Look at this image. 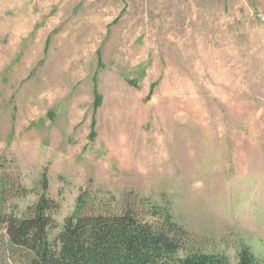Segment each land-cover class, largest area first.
Instances as JSON below:
<instances>
[{"label":"rangeland","instance_id":"rangeland-1","mask_svg":"<svg viewBox=\"0 0 264 264\" xmlns=\"http://www.w3.org/2000/svg\"><path fill=\"white\" fill-rule=\"evenodd\" d=\"M44 176L52 242L88 192L264 263V0H0L3 214ZM28 259L0 222V264Z\"/></svg>","mask_w":264,"mask_h":264},{"label":"trees","instance_id":"trees-1","mask_svg":"<svg viewBox=\"0 0 264 264\" xmlns=\"http://www.w3.org/2000/svg\"><path fill=\"white\" fill-rule=\"evenodd\" d=\"M6 186V180L0 179V203ZM42 190L29 216L17 218L0 210L10 244L24 251L28 264H230L224 255L189 251L191 235L171 222L167 212L155 207L150 219L130 211L102 212L95 207L96 197L88 201V192L80 194L74 214L52 242L49 235L57 227L52 213L58 205L45 194L46 176ZM238 264L264 263L243 248Z\"/></svg>","mask_w":264,"mask_h":264}]
</instances>
